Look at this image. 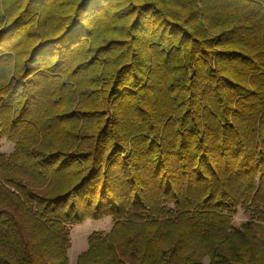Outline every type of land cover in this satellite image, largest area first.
<instances>
[{
	"label": "trees",
	"instance_id": "1",
	"mask_svg": "<svg viewBox=\"0 0 264 264\" xmlns=\"http://www.w3.org/2000/svg\"><path fill=\"white\" fill-rule=\"evenodd\" d=\"M3 139L0 264H264V0H0Z\"/></svg>",
	"mask_w": 264,
	"mask_h": 264
},
{
	"label": "rangeland",
	"instance_id": "2",
	"mask_svg": "<svg viewBox=\"0 0 264 264\" xmlns=\"http://www.w3.org/2000/svg\"><path fill=\"white\" fill-rule=\"evenodd\" d=\"M14 150V143L6 140L0 141V153L6 156L10 155ZM248 221V215L239 210L234 217L233 225L239 227L240 225ZM112 222L110 218H104L99 221L86 220L84 223L78 226L68 227L69 232V264H75L77 257L87 250L88 237L95 232L106 234L110 231ZM203 264H208L207 260H204Z\"/></svg>",
	"mask_w": 264,
	"mask_h": 264
}]
</instances>
